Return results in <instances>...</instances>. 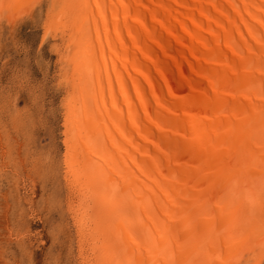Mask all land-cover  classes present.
Segmentation results:
<instances>
[{"label":"bare ground","instance_id":"6f19581e","mask_svg":"<svg viewBox=\"0 0 264 264\" xmlns=\"http://www.w3.org/2000/svg\"><path fill=\"white\" fill-rule=\"evenodd\" d=\"M49 5L81 264H264V0Z\"/></svg>","mask_w":264,"mask_h":264},{"label":"rangeland","instance_id":"374dc122","mask_svg":"<svg viewBox=\"0 0 264 264\" xmlns=\"http://www.w3.org/2000/svg\"><path fill=\"white\" fill-rule=\"evenodd\" d=\"M31 1L0 19V264H81L64 178L65 88L51 48L61 39L53 30L43 39L50 0Z\"/></svg>","mask_w":264,"mask_h":264}]
</instances>
